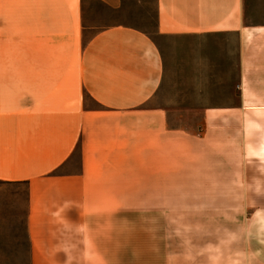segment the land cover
<instances>
[{"label": "crops", "instance_id": "1", "mask_svg": "<svg viewBox=\"0 0 264 264\" xmlns=\"http://www.w3.org/2000/svg\"><path fill=\"white\" fill-rule=\"evenodd\" d=\"M155 4L150 33L93 24L96 7L119 15L125 0H0V185L22 201L24 264H171L142 210L162 207L143 195L163 192L162 161L264 112V20L249 19L264 0ZM222 36L237 40L239 104L156 102L174 79L221 90ZM179 111L202 113L206 132L174 125Z\"/></svg>", "mask_w": 264, "mask_h": 264}, {"label": "rangeland", "instance_id": "2", "mask_svg": "<svg viewBox=\"0 0 264 264\" xmlns=\"http://www.w3.org/2000/svg\"><path fill=\"white\" fill-rule=\"evenodd\" d=\"M262 11H251L249 19L264 20ZM110 21L154 33L155 0H125L119 15L100 6L94 9L93 24L101 27ZM92 34L85 32L84 40ZM172 50L167 45L166 51ZM176 69L175 75L182 76L181 66ZM238 81L237 40L222 36V89L209 79L203 82L209 84L205 88L174 79L156 102L180 109L231 108L239 104ZM172 121L196 135L206 132L200 112L179 111ZM162 172L163 192L143 194L148 205L161 200L162 207L142 210L163 232L164 257L171 264H264V112H243L242 119L231 116L222 129H210L206 140L195 138L190 146L180 141L178 159L163 160ZM19 204L0 185V264L27 261Z\"/></svg>", "mask_w": 264, "mask_h": 264}]
</instances>
